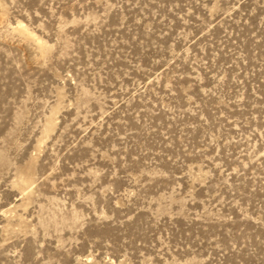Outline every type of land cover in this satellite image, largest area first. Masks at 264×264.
Returning a JSON list of instances; mask_svg holds the SVG:
<instances>
[{
    "label": "rangeland",
    "instance_id": "obj_1",
    "mask_svg": "<svg viewBox=\"0 0 264 264\" xmlns=\"http://www.w3.org/2000/svg\"><path fill=\"white\" fill-rule=\"evenodd\" d=\"M0 264H264V0H0Z\"/></svg>",
    "mask_w": 264,
    "mask_h": 264
}]
</instances>
